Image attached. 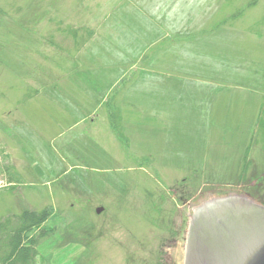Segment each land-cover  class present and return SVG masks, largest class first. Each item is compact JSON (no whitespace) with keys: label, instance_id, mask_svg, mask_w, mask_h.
<instances>
[{"label":"rangeland","instance_id":"obj_1","mask_svg":"<svg viewBox=\"0 0 264 264\" xmlns=\"http://www.w3.org/2000/svg\"><path fill=\"white\" fill-rule=\"evenodd\" d=\"M220 196L264 207V0H0V222L47 210L35 264H183Z\"/></svg>","mask_w":264,"mask_h":264},{"label":"flooded vegetation","instance_id":"obj_2","mask_svg":"<svg viewBox=\"0 0 264 264\" xmlns=\"http://www.w3.org/2000/svg\"><path fill=\"white\" fill-rule=\"evenodd\" d=\"M223 202H206L190 213L183 264H244L251 249L260 243L261 236H246V227L236 219L239 213L246 217L253 215L241 207L244 203ZM250 221L243 220L242 223ZM253 223L255 231L258 227L255 218Z\"/></svg>","mask_w":264,"mask_h":264},{"label":"trees","instance_id":"obj_3","mask_svg":"<svg viewBox=\"0 0 264 264\" xmlns=\"http://www.w3.org/2000/svg\"><path fill=\"white\" fill-rule=\"evenodd\" d=\"M48 216L46 209L41 212L24 210L0 222V264H35L38 238L29 235L41 229Z\"/></svg>","mask_w":264,"mask_h":264},{"label":"water","instance_id":"obj_4","mask_svg":"<svg viewBox=\"0 0 264 264\" xmlns=\"http://www.w3.org/2000/svg\"><path fill=\"white\" fill-rule=\"evenodd\" d=\"M215 200H221L224 202H230V201H238L239 203H244L242 208L245 209V212H250L253 215L250 217L243 216L241 213H239L236 216V219L239 220V222L244 225L247 229L245 232V235H259L261 236V241L258 243V246L255 248L251 249L249 256L245 258L244 264H264V207H259L255 205L252 201H248L245 197L243 196H220V197H214V198H202V199H196L193 206L192 210L194 208H198L201 206V204L210 202V201H215ZM223 202V203H224ZM253 210L254 213L251 211ZM101 209H98L97 212H100ZM255 214V215H254ZM256 219L258 222V227L254 231L253 230V219ZM243 220H251L247 224H243ZM239 234H242L241 232Z\"/></svg>","mask_w":264,"mask_h":264}]
</instances>
